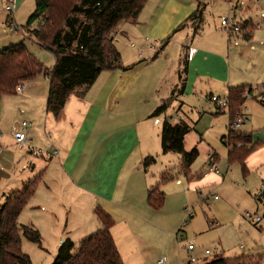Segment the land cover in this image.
<instances>
[{
	"label": "crops",
	"instance_id": "1",
	"mask_svg": "<svg viewBox=\"0 0 264 264\" xmlns=\"http://www.w3.org/2000/svg\"><path fill=\"white\" fill-rule=\"evenodd\" d=\"M17 1L15 0V7L18 3L21 6L25 2ZM256 2L263 3L264 0ZM168 4L169 0L166 3L148 0L138 21L130 23L132 28L124 29L136 42L131 45L134 50L132 58L124 59L122 54V66L125 69L103 71L83 97L74 95L69 98L60 119L47 111L49 85L41 91V85L37 83H24V90L20 93L21 102L26 107L23 116L24 120L32 122V126L26 130L30 145L26 144L19 149H30L33 155H42L41 162L28 156L17 161L18 143L14 144L13 133L10 136L14 139L13 143L8 142L7 147L1 144V137L4 135L1 136L0 133V178L5 180L1 183L5 190L1 194L0 206L9 193L22 190L30 179L41 175L37 190L20 214L18 222L38 229L42 241L47 236L58 250L66 239L75 242L74 239L81 238V241L101 228L95 214V208L100 207L113 220L111 232L123 264H156L160 259H165L164 264H204L208 261H202L200 255H195L196 260L190 259L197 247L194 245L190 250L188 247L193 243H188L186 247L179 240V225L182 220L184 225L188 224V218L194 216L186 217L185 211L190 208L191 201L196 202L190 197L191 191L208 181H221L218 176L221 174L219 165V173L201 172L198 174L200 177H197L191 168L187 172L182 170L181 159L178 171L170 165H153L156 159L146 166L145 160L162 152L161 131L166 117L157 118L153 115L154 110L174 94H178L175 86L182 79H185L183 94L189 87L192 90H206L211 92L207 96L208 100L211 95H217L215 91L220 92L227 84L228 92L237 81H233L232 69L229 78L220 79L213 75L207 77L195 70L202 62L206 63L210 58L224 57L226 54L220 52L222 46L215 39L202 41L201 37H197L205 20L204 9L198 22L193 19V15L201 8L202 3H197V8L194 3L187 6L179 4L171 12L170 18H164ZM143 14L145 20L142 18ZM242 23L251 25L249 29H244V38L248 45L256 49L252 31L258 24L261 28V24H254L252 19H246ZM5 26L10 31L7 21ZM188 26L192 32L186 29ZM155 31L163 36L153 37ZM21 32L23 31L18 30L11 33L24 35ZM232 37L227 38L222 34L226 46L222 48L224 52H227ZM128 42L131 44V40ZM145 42L149 44L141 47ZM171 43L182 47L180 58L170 60L166 56L167 62L161 61V52L167 50ZM144 50H155L150 61L144 55ZM184 62L187 65L185 72L182 71ZM150 74L151 85L145 79ZM181 105L179 109L182 108ZM177 117L179 122H186L179 113ZM190 127L191 131L196 130L201 137L203 135L200 132L212 126L204 125L202 115L197 125ZM70 134L72 137L68 138L67 135ZM188 134L185 137L186 150H198V145H188ZM38 138L42 139L44 152L32 146ZM252 154L253 152L250 155ZM216 156L210 154L209 163L210 160L219 162ZM248 158L245 161L247 168ZM228 164L233 163H229L228 159ZM164 173L169 175V179L162 182ZM6 175L11 177L5 179ZM183 178H186L188 184ZM154 186H159L165 196L160 206L152 205L149 201V190Z\"/></svg>",
	"mask_w": 264,
	"mask_h": 264
},
{
	"label": "rangeland",
	"instance_id": "2",
	"mask_svg": "<svg viewBox=\"0 0 264 264\" xmlns=\"http://www.w3.org/2000/svg\"><path fill=\"white\" fill-rule=\"evenodd\" d=\"M160 1L166 3L168 0L166 2L165 0ZM198 1L202 3L201 9H204L205 20L201 27L202 30H199L200 33L197 36L201 37L202 41L215 39L221 44L222 48L226 47L222 34L224 33L227 38L229 36L221 26V18L223 16H232L240 23L246 19H252L254 24L260 23L262 26L252 31L256 39V49L248 45L247 40L244 38L246 30L243 29L242 32L234 34L232 42L227 46V52H224L221 48L220 52L226 53L224 57L210 58L208 62H202L201 65L195 67V70L202 75L207 77L213 75L219 79L220 77L229 78V72L232 69L234 72L233 81H237L235 85H247L254 88L253 93L247 97L244 103V120L237 130L248 132L252 135V144L255 146V150L248 158V173L246 175L240 162L229 165V148L226 145L227 140L223 139L229 134V125L231 123L229 110L220 112L216 103L211 99H207V96L211 93L210 91L192 90L189 87L188 91L186 89L183 94L180 93L183 83L180 82L175 86L180 91L177 95L174 94L175 92L173 93V104L167 113L164 112L156 117H162L163 119L166 117L173 123H177L180 121L177 117V113H179L183 120L195 127L203 115L204 125H211L212 127L200 132L203 135L201 137L196 130L191 131L187 136L188 145H198L199 151L191 171L197 177L201 172L207 173L210 154L217 155L216 157L219 158L218 165L221 170V174L218 175L221 181H208L205 185L191 191L190 197L196 200V202L191 201L189 204L194 216L188 218V224L186 225L183 224L184 220L180 222L181 232L179 240L185 243L186 247L188 243H193L197 247L190 258L192 260H196L195 255L202 256V261H205V259L210 261L220 256L252 255L260 258L261 264H264V195L262 197L258 196L264 187V87L260 86L257 88V84L264 83V2L258 3L256 2L257 0H169L164 18H170L171 12L178 8L179 4L187 6L189 3H194L197 8ZM6 3V0H0V49H4L13 43L26 41L30 51L37 56L44 66L49 69L53 68L56 61L53 53L41 47L34 38L27 35L25 30L21 32L24 35H15L11 33V30L10 32L6 29L5 24L8 14L5 9ZM35 7V0H25L21 6L18 3V6L15 7L16 18L21 26H26L27 20L34 12ZM144 16L145 14L142 15L143 20H145ZM40 25L41 21L37 20L33 23L32 28H37ZM120 27L121 30H118L115 34V43L121 54L125 56L124 59L132 58L134 50L131 45H133L135 40L131 34L124 30L125 28H132V25L124 22ZM187 28L189 32H192L190 26ZM155 35L163 36L157 31L154 32L153 37ZM190 37H192V34ZM129 40H131V44L128 42ZM148 44V42H145L141 47H146ZM163 51L160 55L161 61L167 62L166 56H169L170 60H177L182 53V47L171 43L169 48ZM143 53L150 61V57L154 55L155 50L152 52L144 50ZM229 61L231 62L229 63ZM185 66L186 63L184 62L182 71ZM192 76L194 79L195 76L193 74ZM145 79L151 85V74L147 75ZM48 80L44 73H40L31 82L41 85L40 90L42 91L44 90L43 88L49 85ZM227 88L228 84L220 92L215 91V93L217 96L224 97L228 94ZM20 95L17 92L16 94H3L0 97V133L1 136L4 135L3 138L1 137V144L4 147L9 145L8 142L13 143L15 138L13 140L12 138L14 135L12 138L10 137L12 136V131L24 120L23 111H25L26 107L21 102ZM176 97L178 99L174 100ZM180 104H182V108L179 109ZM67 137L71 138L72 135H67ZM15 140L14 144L16 145L17 141ZM35 141L32 146L44 152L45 148L42 139L38 138ZM16 148L19 152L16 154L17 161L18 159H24V156H28L32 159L37 158L41 162L42 155H33L30 149H19L18 144ZM155 157L156 163L153 165L158 167L170 165L175 170H179L180 155L176 153L164 154L162 151L160 155ZM182 175L185 177L183 173ZM9 177L11 175H6L5 179ZM183 180L187 183L186 178H183ZM3 182L5 180L0 178V201L1 194L5 190L1 185ZM216 196H218L217 199ZM185 211L183 212V218L185 217ZM247 214H250L251 217H248ZM258 216L261 218L260 221L254 219ZM80 239H74L77 245ZM241 246L244 247L242 248ZM22 247L31 256L33 264H50L58 252L57 246L47 236L43 239L42 245L22 236ZM206 249H209L211 253L205 254Z\"/></svg>",
	"mask_w": 264,
	"mask_h": 264
},
{
	"label": "trees",
	"instance_id": "3",
	"mask_svg": "<svg viewBox=\"0 0 264 264\" xmlns=\"http://www.w3.org/2000/svg\"><path fill=\"white\" fill-rule=\"evenodd\" d=\"M36 7L29 16L22 31L55 55V65L49 69L30 51L24 42L13 43L0 49V97L15 94L19 84L34 80L40 73L49 79L47 111L60 119L71 96L83 97L96 82L100 74L122 66V54L115 43V34L124 22L136 23L148 0H35ZM202 9L193 15L201 20ZM37 20L41 25L32 28ZM251 25L246 23L244 29ZM187 71V65L184 72ZM182 78V74H180ZM184 92L185 79H182ZM175 92V90H174ZM252 86L240 85L229 88L230 125L227 140L229 163L240 162L244 173H248L246 159L255 150L250 133L231 127L242 114L247 95ZM172 98L164 101L153 115H160L168 109ZM225 112V110H220ZM191 131L186 122L173 123L166 119L161 131V148L164 154L176 153L181 156L182 170L189 171L198 157V150L187 151L185 137ZM240 145H239V144ZM155 162L154 157L145 160V165ZM42 176L30 179L22 190L6 196L0 206V264H33L30 255L22 248V236L40 244L42 235L31 225L19 224L23 209L34 196ZM169 179L164 173L162 182ZM165 199L159 186L149 190V201L160 206ZM95 214L101 228L84 238L78 245L66 239L59 247L51 264H123L111 232L113 220L100 207ZM204 264H261L260 258L252 255L236 257L220 256Z\"/></svg>",
	"mask_w": 264,
	"mask_h": 264
},
{
	"label": "built area",
	"instance_id": "4",
	"mask_svg": "<svg viewBox=\"0 0 264 264\" xmlns=\"http://www.w3.org/2000/svg\"><path fill=\"white\" fill-rule=\"evenodd\" d=\"M6 11L8 12V18H7V26L10 28V30L12 31H18L21 30V25H19L16 21V8H15V0H6ZM221 26L222 28L228 33L229 37L231 38L233 36L234 33H240L242 32V30L244 29V23H240L239 21H237L236 19L232 18V17H225L223 16L221 18ZM257 28L260 27V25L258 24L256 26ZM260 86L264 87V83H259L257 84V88H259ZM253 91L254 88L252 87ZM24 90V84L21 83L17 86L16 91L21 93ZM253 93V92H252ZM249 96V95H247ZM210 99L212 101H214L218 107L219 110H228L230 108V101H229V95H225L224 97H220L217 95H211ZM244 120V109L241 115H239L232 123L231 127L233 129H237L240 127L241 123ZM32 126V122L29 120H23L22 122H20L13 131V135L14 138L16 139L19 148H23L26 144L30 145V140L27 137L26 134V130L28 129V127ZM40 151V150H38ZM36 152V151H35ZM219 173V167H218V162L214 161V160H210L209 163V170H208V174H212V173ZM264 195V187L261 189L260 194L258 195L259 197H262ZM218 198V196H216V199ZM193 212L192 209L187 208L186 209V217L192 216ZM248 217H251L250 214H247ZM256 221H260L261 218L258 216L256 218H254ZM187 221L185 220L184 223H186ZM214 223V222H213ZM242 248L244 246H241ZM190 250H192L194 248V244H190L188 247ZM207 254H210L211 251L210 250H206ZM165 263V259H160L156 264H164Z\"/></svg>",
	"mask_w": 264,
	"mask_h": 264
}]
</instances>
